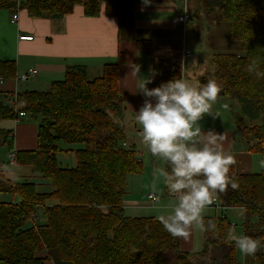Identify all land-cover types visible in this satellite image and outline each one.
<instances>
[{
  "label": "trees",
  "instance_id": "16d2710c",
  "mask_svg": "<svg viewBox=\"0 0 264 264\" xmlns=\"http://www.w3.org/2000/svg\"><path fill=\"white\" fill-rule=\"evenodd\" d=\"M202 2L207 14L227 23L229 38L240 43L241 54L212 56L213 78L221 88L217 96L238 104L234 123L240 142L264 164V0ZM136 3L142 0H0V9H25L32 18L59 20L81 4L86 17L98 16L103 8L106 16L119 18ZM136 44L152 54L150 39ZM124 61L119 53L93 78L85 66H69L47 90L17 92L10 103L0 100V120L25 112L37 124L36 148L16 151L12 176L0 167V193L18 198L0 201V264H241L230 236L235 229L225 215L203 217L206 226L211 221L215 227L203 230L205 244L196 253L180 248V237L170 235L159 218L124 214L126 179L143 171L133 145L124 144L128 113L119 88ZM153 71L151 88L181 77L177 64L156 63ZM15 76V61L0 60V79ZM3 135L5 146L12 148L11 135ZM61 144L77 147L70 149L74 166L58 162ZM229 177L237 186L229 185L217 198L224 207L246 209L243 233L262 242L250 258L264 264V168ZM39 208L45 222L26 226Z\"/></svg>",
  "mask_w": 264,
  "mask_h": 264
},
{
  "label": "crops",
  "instance_id": "0c3cea01",
  "mask_svg": "<svg viewBox=\"0 0 264 264\" xmlns=\"http://www.w3.org/2000/svg\"><path fill=\"white\" fill-rule=\"evenodd\" d=\"M183 1L152 0L147 6L143 3H136L131 10L123 12L119 18L106 16L103 8L98 16L86 17L82 5H76L70 14L59 20L32 18L25 9H17L18 18L16 22H11L12 13L8 14V17L7 13L4 15V11H0V60H14L16 75L29 69L37 70L36 75L27 81L2 82L1 88L7 91L3 94L6 97L24 90H46L52 81L63 77L69 66H85L88 76L96 77L100 74L102 66L108 62H114L119 53L125 56V61L119 67V88L125 97L126 112L128 113L127 138L124 144L126 146L133 145L143 163V171L139 175H129L126 179L123 196V208L126 216L159 218L151 213L159 215L165 213L166 205L170 199L165 195L160 196V202L156 204L148 197L149 194H152L151 191L146 195L142 191L132 193V190L135 189L132 187L133 176L146 178V181L149 182L147 190H151L154 183L157 182L152 175L153 169L164 166L158 157H153L148 152L140 137V126L135 121L133 110L139 108L144 98L137 92L139 80L130 75L132 67L139 65L138 75L146 77L152 75V66L156 63L177 64L181 68V77L191 83H206L205 74L211 78V72L208 74L205 66L199 63L197 54L191 52L189 57H184L183 50L187 48L183 46L184 43L192 44L193 42L191 43L189 39L192 25L188 22L185 25L175 22L177 15L187 12ZM124 14L128 15L126 23L122 17ZM12 23L15 24V28L11 26ZM5 26L8 27V40L3 39ZM176 29H182V39L175 54L174 48L168 49L169 46L165 47L160 42L164 40L170 42L171 38H163V36L173 35V31ZM141 30H148L149 35L153 36V39L150 38L153 45L151 55L137 48L136 41L139 38L138 36L134 37V33L139 31V35ZM152 32L154 33L151 34ZM19 36H32V39L21 40ZM156 38L160 42H155ZM214 54L209 58L211 62ZM147 87L151 89V84H148ZM203 127L205 129L213 128L217 132L224 133L225 140L222 146L233 156L229 173L254 172L253 154L255 153L248 151L246 146L240 149L234 148L237 134L235 123L230 120L228 123L217 122L215 125ZM4 131L11 135L12 148L16 151L36 148L37 124L28 116L19 117L18 121L14 119L0 120V154L4 153L5 155L10 148H5ZM3 147L6 149L5 152ZM71 160L74 166V154ZM0 164H3L2 160H0ZM11 173L13 174L12 171ZM208 208H212L211 205ZM146 210L150 215L143 214ZM195 227L197 225L190 227L188 237H180V246L183 250L191 251L194 244Z\"/></svg>",
  "mask_w": 264,
  "mask_h": 264
},
{
  "label": "clouds",
  "instance_id": "9594fccd",
  "mask_svg": "<svg viewBox=\"0 0 264 264\" xmlns=\"http://www.w3.org/2000/svg\"><path fill=\"white\" fill-rule=\"evenodd\" d=\"M151 0H142L147 6ZM140 66L132 67L130 75L139 80L137 92L144 99L135 113L142 143L162 167L153 169L154 179L162 182L169 194L167 211L159 216L163 228L173 237H188L190 227L211 230V221L205 225L203 213L217 198L218 193L237 185L229 177L233 156L223 148L225 136L201 123L205 116L216 119L212 105L221 91L220 85L210 79L205 84L191 83L173 77L158 87L149 89L156 73L139 76ZM155 187V186H154ZM156 204L160 195L151 194ZM246 209L239 208L244 216ZM231 239L240 252L254 256L261 241L247 235H233Z\"/></svg>",
  "mask_w": 264,
  "mask_h": 264
},
{
  "label": "rangeland",
  "instance_id": "374dc122",
  "mask_svg": "<svg viewBox=\"0 0 264 264\" xmlns=\"http://www.w3.org/2000/svg\"><path fill=\"white\" fill-rule=\"evenodd\" d=\"M183 3L185 7L187 8L186 14L189 19L188 23L192 25V28L190 30V35L189 34L188 35H189L190 42L191 43L193 42L192 44L185 42L183 46H186L187 48H189L192 53L197 54L199 63L205 66L206 70L208 71V74L211 72V78L209 77V75L205 74L206 83H207L209 78L214 79L213 78L214 65L209 59L213 53L227 52V53L241 54L243 51L241 50L239 42L233 41L229 38V30H228L227 23L219 20L216 14L214 15L207 14V12L204 9V4L202 0H184ZM78 5H81V4H78ZM0 11H4L3 13L4 15H6L7 13V16L8 14L12 13L10 10H6V9H0ZM127 16L128 15H125V14L122 15V17H124L125 23L126 21H128ZM41 18H45V17H41ZM11 26L15 28L14 27L15 24ZM138 33L139 31H135L134 37L138 36L139 39H148V38L153 39V36L149 35L150 32H148V30H141V33L139 35ZM153 33L154 32H152L151 34ZM165 34H168V33H165ZM185 34H186V31H185ZM148 36H151V37H148ZM5 38L6 40L9 39L7 26H5V33H4L3 39L5 40ZM163 38H169V39L171 38V40L170 42H166L165 40L163 42H160V40L156 38V41L155 39L154 41L160 42L165 47L169 46L170 48L168 47V49L174 48L175 54H176L177 53L176 51L178 50V46L180 45L181 39H182V29H176L173 31V35L171 36L169 35L168 37L163 36ZM90 75L92 74L90 73ZM11 99H12V95H9L6 97L5 95L0 94V100L4 103H9ZM212 111L218 117L216 119H212L210 116H205L204 119L201 121L203 126L215 125L217 122H222L224 124V123H228L230 120L232 121V123H234V121L236 120L237 117H239V114H240L238 104H236L235 101L229 98L225 99V98L217 97L215 103L212 105ZM240 140H241V136L237 133L236 140H235L236 144L234 145V148L240 149L246 146L245 144H242ZM5 148L4 147L2 148L4 152L6 150ZM61 148H62V151L58 152L57 154L58 162L60 163L61 166L72 167L73 163H72L71 158L73 157L74 152H72V150L70 149H74L77 147L72 146V145H67V144H61ZM253 158H254L253 164L255 165V167L253 168V171L260 172L264 168V164L261 160V157L259 154H253ZM0 160H2L3 162V164H0V167L7 170L8 171L7 175L11 176L12 174L11 171L13 169H10L7 166L6 154L5 155L4 153L0 154ZM131 175H139V174H131ZM133 177L134 178L132 181V187L135 189L132 190V193H137L139 191H142L146 195L149 191L153 192L155 190L156 192L159 193L160 196L165 195L166 197L170 198L161 181L157 180V182L154 183L151 190H147V188H149V182L146 181V178L143 179V177L142 178L136 177V176H133ZM31 179L35 180L34 178H31ZM42 189L47 190L48 187L39 188V190H42ZM13 199L18 200L17 197H13L10 194L0 193V201L11 202ZM147 212L148 210H146V212L143 214L150 215V213H147ZM222 213L226 215L230 224L235 225L236 236L243 234V225H242L243 217L239 215V208L226 209L223 212L221 209H215L213 207L210 209L206 208V210L203 213V217L212 216L214 214L222 216ZM34 214L32 213L30 217V219L32 220H28V222L26 223V226H31L32 224L40 225L45 222V216L43 214L42 208H39L36 212H34ZM151 214H155V216H160L159 214H156V213H151ZM33 217H35L34 221H33ZM204 237L205 236H204L203 230H201V228L197 225L194 231V244L191 249L192 252L200 253L203 250V246L205 244ZM262 251L264 252V248L262 249ZM236 252H237V259L239 263L254 264L250 256L243 255L240 252L238 247H236ZM207 256L208 255L206 253L203 254V256L200 257V260L206 258Z\"/></svg>",
  "mask_w": 264,
  "mask_h": 264
},
{
  "label": "built area",
  "instance_id": "2783aa9c",
  "mask_svg": "<svg viewBox=\"0 0 264 264\" xmlns=\"http://www.w3.org/2000/svg\"><path fill=\"white\" fill-rule=\"evenodd\" d=\"M18 18V15H17V11H14V13H12V16H11V22H16ZM188 17H187V14L186 12L183 13V14H180V15H177L175 17V22L179 25H185L187 22H188ZM19 39L21 40H31L32 39V36H19ZM183 54H184V57H189L191 55V51L187 48H184L183 50ZM37 73V70L36 69H29L28 71L22 73V74H18L15 76V81H27L29 80L31 77L35 76ZM2 80L0 79V84H2ZM14 100V99H13ZM25 112H19L18 115L14 118L15 121H18V118L19 117H23L25 116ZM6 159H7V166L10 168V169H13L15 170V167H16V150L14 148H10L7 150L6 152ZM148 197L150 199H152V196L151 194L148 195ZM153 200V199H152ZM211 207L215 208V209H221L222 212L225 211L226 209H232V208H239V207H224L220 201L218 200V198H216L213 202V204L211 205ZM36 215V214H34ZM225 214L222 213V216H224ZM32 220V219H31ZM35 220V217H33V221ZM243 222H244V216H243ZM243 225V223H242ZM230 227L232 229H235V225L233 224H230ZM244 235V233H243Z\"/></svg>",
  "mask_w": 264,
  "mask_h": 264
},
{
  "label": "bare ground",
  "instance_id": "6f19581e",
  "mask_svg": "<svg viewBox=\"0 0 264 264\" xmlns=\"http://www.w3.org/2000/svg\"><path fill=\"white\" fill-rule=\"evenodd\" d=\"M15 95V94H14Z\"/></svg>",
  "mask_w": 264,
  "mask_h": 264
}]
</instances>
